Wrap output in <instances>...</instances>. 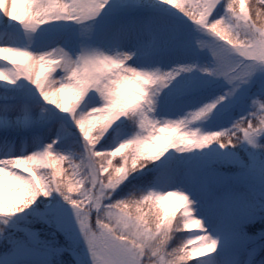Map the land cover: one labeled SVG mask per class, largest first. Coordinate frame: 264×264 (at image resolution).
Instances as JSON below:
<instances>
[{"label":"snow or ice","instance_id":"snow-or-ice-1","mask_svg":"<svg viewBox=\"0 0 264 264\" xmlns=\"http://www.w3.org/2000/svg\"><path fill=\"white\" fill-rule=\"evenodd\" d=\"M0 264H264V0H0Z\"/></svg>","mask_w":264,"mask_h":264},{"label":"rangeland","instance_id":"rangeland-1","mask_svg":"<svg viewBox=\"0 0 264 264\" xmlns=\"http://www.w3.org/2000/svg\"><path fill=\"white\" fill-rule=\"evenodd\" d=\"M248 1L249 0H246V3H248ZM16 59L19 60L22 58L16 57ZM36 70L39 71V68H37ZM125 151H128V150L126 149ZM65 167H67V166L65 165ZM61 175H63V173ZM165 206L166 207L168 206L170 208L173 207L172 211H175L176 215H179V210L182 206V202L177 201L175 197H171V198H169V200L165 201ZM181 231H183L182 228H181Z\"/></svg>","mask_w":264,"mask_h":264},{"label":"trees","instance_id":"trees-1","mask_svg":"<svg viewBox=\"0 0 264 264\" xmlns=\"http://www.w3.org/2000/svg\"><path fill=\"white\" fill-rule=\"evenodd\" d=\"M256 2H257V0H249L248 3H246V5L250 6V5H252V4H255ZM167 208H168L170 211L173 210V207L170 208V207L167 206ZM150 211L154 212L155 209H152V210H147V209H146V210H145L146 217L148 216V214H149Z\"/></svg>","mask_w":264,"mask_h":264}]
</instances>
